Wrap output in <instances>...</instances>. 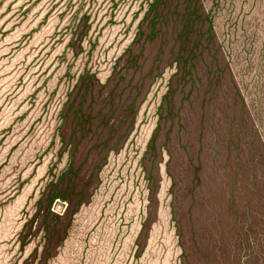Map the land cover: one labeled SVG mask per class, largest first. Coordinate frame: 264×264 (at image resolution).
I'll return each mask as SVG.
<instances>
[{
	"label": "rangeland",
	"instance_id": "rangeland-1",
	"mask_svg": "<svg viewBox=\"0 0 264 264\" xmlns=\"http://www.w3.org/2000/svg\"><path fill=\"white\" fill-rule=\"evenodd\" d=\"M0 264H264V0H0Z\"/></svg>",
	"mask_w": 264,
	"mask_h": 264
}]
</instances>
